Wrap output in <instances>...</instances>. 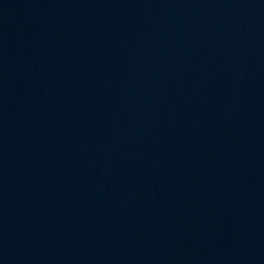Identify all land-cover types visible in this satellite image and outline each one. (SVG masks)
<instances>
[{
	"label": "water",
	"instance_id": "95a60500",
	"mask_svg": "<svg viewBox=\"0 0 264 264\" xmlns=\"http://www.w3.org/2000/svg\"><path fill=\"white\" fill-rule=\"evenodd\" d=\"M0 264H264V0H0Z\"/></svg>",
	"mask_w": 264,
	"mask_h": 264
}]
</instances>
